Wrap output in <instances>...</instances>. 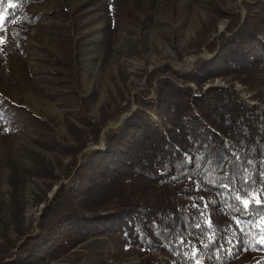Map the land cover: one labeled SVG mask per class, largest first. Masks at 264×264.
Returning a JSON list of instances; mask_svg holds the SVG:
<instances>
[{
    "label": "trees",
    "instance_id": "1",
    "mask_svg": "<svg viewBox=\"0 0 264 264\" xmlns=\"http://www.w3.org/2000/svg\"><path fill=\"white\" fill-rule=\"evenodd\" d=\"M34 1L0 0L2 54L22 55ZM137 1L99 0L104 60L114 50L120 21L136 17L131 6ZM242 3L244 17L229 18L208 42L209 55L190 70L167 63L152 70L147 81L155 78L154 96L134 95L136 107L105 132L103 149L77 159L86 141L66 147L74 159L63 169L68 181L44 200L32 233L21 227L18 184L11 178V221L21 237L11 257L0 252V264L54 261L104 230L137 249L139 264H197L196 258L229 264L264 252V243L255 241L264 237V107L230 86H201L228 75L264 84V0ZM100 132L95 126V139Z\"/></svg>",
    "mask_w": 264,
    "mask_h": 264
},
{
    "label": "rangeland",
    "instance_id": "2",
    "mask_svg": "<svg viewBox=\"0 0 264 264\" xmlns=\"http://www.w3.org/2000/svg\"><path fill=\"white\" fill-rule=\"evenodd\" d=\"M243 1L249 0H138L131 6L136 17L120 21L107 60L100 47L99 0L30 4L28 14L34 23L22 55L2 54L0 44V252L6 258L15 253L21 237L11 221V178L18 184L21 227L32 233L44 200L58 183L68 181L63 169L74 159L66 147L86 141L77 159L90 147L103 149L107 127L120 126L136 107L134 95L154 96L155 78L151 85L147 81L152 70L165 63L182 72L190 70L199 57L209 55L208 42L224 30L229 18L236 13L244 17ZM258 83L245 84L228 75L201 86H230L246 102L264 107V84ZM147 113L156 120L152 109ZM105 116L110 118L103 125ZM95 126L101 128L97 139ZM44 167L60 178L49 176ZM262 239L258 235L255 241ZM107 252L108 259L102 262ZM259 259L264 260V252L229 264H256ZM139 261L137 249L127 248L119 235L104 230L65 256L37 264ZM195 262L209 264L204 258Z\"/></svg>",
    "mask_w": 264,
    "mask_h": 264
},
{
    "label": "snow or ice",
    "instance_id": "3",
    "mask_svg": "<svg viewBox=\"0 0 264 264\" xmlns=\"http://www.w3.org/2000/svg\"><path fill=\"white\" fill-rule=\"evenodd\" d=\"M15 5H13V7H14ZM3 41H2V38H0V43H2ZM245 183H247V180L245 181ZM201 199L203 200L204 198L203 197H201ZM257 203H259L260 201L259 200H257L256 201ZM243 204H244V207L245 208H247L248 206H249V201L247 200V199H245L244 201H243ZM193 207H198L197 205H193ZM205 208H207V204H205ZM240 223V221L239 220H237V224H239ZM196 227H200V225H196ZM181 243H183V240L181 239ZM260 243H264V239H262L261 241H260Z\"/></svg>",
    "mask_w": 264,
    "mask_h": 264
},
{
    "label": "water",
    "instance_id": "4",
    "mask_svg": "<svg viewBox=\"0 0 264 264\" xmlns=\"http://www.w3.org/2000/svg\"><path fill=\"white\" fill-rule=\"evenodd\" d=\"M201 57H205V56H201ZM130 113H131V112H130ZM130 113H129V114H130ZM129 114H128V115H129ZM108 127H109V128H114V127L111 126V125H109ZM84 149H85V148H84ZM93 149H101V148H98V147H90V150H93ZM57 188H58V185L55 186V187L53 188V192H55V190H56ZM52 195H53V193H51L49 197L51 198Z\"/></svg>",
    "mask_w": 264,
    "mask_h": 264
},
{
    "label": "built area",
    "instance_id": "5",
    "mask_svg": "<svg viewBox=\"0 0 264 264\" xmlns=\"http://www.w3.org/2000/svg\"><path fill=\"white\" fill-rule=\"evenodd\" d=\"M242 97V96H241ZM243 98V97H242ZM245 100V98H243Z\"/></svg>",
    "mask_w": 264,
    "mask_h": 264
},
{
    "label": "bare ground",
    "instance_id": "6",
    "mask_svg": "<svg viewBox=\"0 0 264 264\" xmlns=\"http://www.w3.org/2000/svg\"><path fill=\"white\" fill-rule=\"evenodd\" d=\"M107 128H109V127H107Z\"/></svg>",
    "mask_w": 264,
    "mask_h": 264
}]
</instances>
